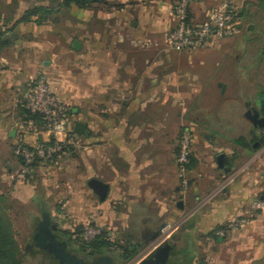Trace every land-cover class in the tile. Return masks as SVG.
I'll use <instances>...</instances> for the list:
<instances>
[{"label":"crops","instance_id":"1","mask_svg":"<svg viewBox=\"0 0 264 264\" xmlns=\"http://www.w3.org/2000/svg\"><path fill=\"white\" fill-rule=\"evenodd\" d=\"M227 1L191 0L190 22H205ZM175 2L72 3L77 36L71 45L72 71L50 83L70 112L69 130L74 132L79 122L87 126L82 139L89 150H74L60 166L39 164L28 175L14 147L50 137L20 132L22 99L38 76H50L54 50L46 38L50 29L33 21L39 17L22 22L26 10L0 13V190L21 203L42 201L39 194L55 189L76 223L91 220L111 236L119 231L144 245L141 260L168 242L180 251L177 264L229 261L236 251L259 264L264 261L258 249L264 244V211L227 238L210 233L246 214L264 189V157L256 148L260 130L247 116L254 110L264 115V0H234L239 33L213 47L184 52L166 41L177 23ZM5 19L10 25L4 26ZM186 129L194 143L191 188L182 193L177 157ZM222 154L224 167L218 163ZM92 180L109 186L104 201L90 187ZM187 213L192 217L183 232L168 240ZM223 250L226 256L220 258Z\"/></svg>","mask_w":264,"mask_h":264},{"label":"built area","instance_id":"2","mask_svg":"<svg viewBox=\"0 0 264 264\" xmlns=\"http://www.w3.org/2000/svg\"><path fill=\"white\" fill-rule=\"evenodd\" d=\"M190 4L191 0L175 2L173 13L177 23L166 37L170 48L181 52L210 48L239 33L241 18L234 0H228L221 7L212 10L208 19L201 24L190 22ZM22 104L30 116L24 117L19 124L20 132L25 135L48 133L50 137L48 141H40L32 146L18 144L14 147L13 154L22 162L24 175L30 174L36 164L60 166L70 150H89V145L84 142L82 136L69 130L70 112L45 77H38L30 84ZM61 135L64 139H61ZM193 142L192 132L184 130L180 137L177 157L180 188L184 192L190 188L188 172ZM252 209L256 212L263 211L264 200L254 201ZM102 234L100 227L87 225L81 234V241L90 243ZM220 234L223 235V231Z\"/></svg>","mask_w":264,"mask_h":264},{"label":"rangeland","instance_id":"3","mask_svg":"<svg viewBox=\"0 0 264 264\" xmlns=\"http://www.w3.org/2000/svg\"><path fill=\"white\" fill-rule=\"evenodd\" d=\"M63 1L64 0H0V13H22L25 10L29 11L37 7L45 8L46 13H41V15L38 16L39 18L33 21H35L38 26H43L44 28L50 29V33L46 37L50 41L52 50H54L53 53H51L52 59L49 63V67L51 68L49 74L50 76L42 74L38 77H45L51 83L60 82V80L62 79L61 75H64L65 73H67V71H72L71 45L73 43V40L77 37L76 35H74L73 31L72 4L64 5ZM9 22L10 21L8 19L2 21V23L5 24L4 26H8V24L10 25ZM41 38L44 39L45 37H37V39ZM58 70H62L63 74H60V72L58 73ZM65 78H67L68 80L67 76ZM259 132L260 136H257L256 143L259 141V138L264 135V130H260ZM182 133L183 131L180 133V137ZM254 141V139L251 140V143H255ZM262 145L264 147V144H261L260 146ZM260 146L256 147L258 149L257 154L261 152L260 156L264 157V150L260 151L263 147L261 148ZM188 178L190 180L189 175ZM190 188L186 192H188ZM0 191V217L10 228L12 237L22 253H26L28 251V248L34 243L39 225L44 220V213H47L49 215L51 224L56 225L60 233L66 239H69V235H67V233L70 235L73 234L72 237L76 240L81 237V234L83 233V230L87 225L98 226L91 220L81 225L76 223L71 211V207L67 203H64L62 201L61 196H59L58 194L56 195L55 189H53L51 192L48 191L45 194H39L41 199H43L42 201L39 199H29L28 201L21 203L12 199V197L9 195V191H7V193L3 190ZM181 192L183 193L184 191L181 190ZM260 195H262V197H260ZM260 199L264 200V189L263 192H261L257 196V198H255L251 202L249 211L246 214L236 218L225 226L217 228L212 233H210V235L212 234V237L214 238H227L229 236V233H231L233 230L240 229L251 224L260 215V213L264 211L263 210L256 212L252 209L253 202ZM191 217V213H187L181 219H179V223H177L176 228H172V236L168 240H171V238L174 239L177 235L181 234V232H183L184 225L187 223H185V221H187ZM100 228L107 234L109 240L117 245V247L128 248V255H131L133 259H129L128 261L124 262V264H136L138 260L142 259L144 253V245L140 243H132L126 240V238L120 235L119 231L111 236L110 232H108L110 230L102 227ZM222 231L223 235L220 234ZM161 240H159V242H161ZM201 247L202 246L200 245L199 248ZM73 248V250H76L75 247ZM233 248L237 250V246ZM258 249L260 251H264V244H262L261 247L259 245ZM135 250H138L139 252L138 254H136V256L134 254ZM220 252V258H222L224 255L226 256V250ZM234 257L235 259L229 261H225L219 258L209 260L206 259V261H203V263L201 264H210L211 262H213V260L214 264H253V262L248 259L247 254L244 255L236 251ZM41 259L42 256L35 257L28 261L27 264H36L40 262ZM259 264H264V261H259Z\"/></svg>","mask_w":264,"mask_h":264},{"label":"water","instance_id":"4","mask_svg":"<svg viewBox=\"0 0 264 264\" xmlns=\"http://www.w3.org/2000/svg\"><path fill=\"white\" fill-rule=\"evenodd\" d=\"M81 43L75 41L74 48L79 49ZM248 118L254 124L255 129L264 130V115L262 112L254 110L253 113L247 114ZM87 126L83 123H77L75 126L74 133L83 136L85 135ZM264 144V135L259 138V141L256 143V147ZM227 160L225 155H220L218 157V163L220 167H224ZM90 187L96 192L101 200H105L108 196L109 186L105 183L92 180L90 182ZM58 227L52 225L49 220V215L44 214V220L39 225L35 241L33 243L32 249L34 252H44L50 255L51 264H115L114 260L108 256H102L96 259L94 262L89 263L84 258L80 257L78 254L73 253L69 250L68 243L59 235L55 234ZM221 240V239H220ZM164 249L165 251L177 250L176 245H169L168 243L165 246H160L157 248V252ZM158 261H155L157 263ZM139 264H148V260L144 259Z\"/></svg>","mask_w":264,"mask_h":264},{"label":"trees","instance_id":"5","mask_svg":"<svg viewBox=\"0 0 264 264\" xmlns=\"http://www.w3.org/2000/svg\"><path fill=\"white\" fill-rule=\"evenodd\" d=\"M76 2L77 4H87L89 0H64L63 4L68 5ZM41 13H46L45 8L37 7L26 12L22 22L29 21L31 18L38 17ZM25 117L30 116L29 112L25 109ZM70 150L69 152H73ZM39 164L34 165L33 167ZM69 239H67L70 247H75L74 252L81 256L90 258L91 260L97 259L101 256L110 255L116 260L124 263L129 259H133L131 255H128V248L117 247L115 243L109 240L107 234H103L90 243H85L79 239H73V234H68ZM66 235V236H67ZM71 236V237H70ZM74 249V248H73ZM138 250L134 251V254H138ZM42 256L40 262L36 264H51L50 256L44 252H34L32 248L28 249L26 253H22L17 243L12 237L10 228L7 226L5 221L0 217V264H27L28 261L35 257Z\"/></svg>","mask_w":264,"mask_h":264},{"label":"flooded vegetation","instance_id":"6","mask_svg":"<svg viewBox=\"0 0 264 264\" xmlns=\"http://www.w3.org/2000/svg\"><path fill=\"white\" fill-rule=\"evenodd\" d=\"M54 233L57 234V235H59L60 237H62L68 243L67 239L60 233V231L58 229L56 231H54ZM167 243L168 242L163 243L162 246H165ZM32 246H33V244L28 249L32 248ZM68 247H69V250L70 251H72L73 253H76V252L73 251L72 247H70L69 243H68ZM179 253H180V251L175 250V249L170 250V251H165L164 249H162L161 251H158V252H157V249H155L153 252H151L144 259H147L148 260V264H177L176 263V257L178 256ZM76 254H78V253H76ZM79 256L82 257V258H84L89 263H92V262H94L96 260V259L91 260L90 258H86V257L81 256V255H79ZM106 256L111 257L114 260V263L115 264H124V263H121L120 261L116 260L114 257H112L110 255H106ZM155 261H158V262L155 263ZM139 263H137V264H139Z\"/></svg>","mask_w":264,"mask_h":264}]
</instances>
